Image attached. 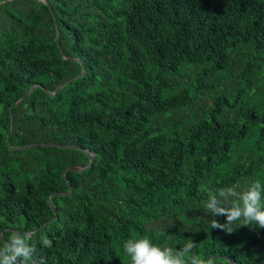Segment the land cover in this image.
Returning <instances> with one entry per match:
<instances>
[{
  "label": "trees",
  "instance_id": "trees-1",
  "mask_svg": "<svg viewBox=\"0 0 264 264\" xmlns=\"http://www.w3.org/2000/svg\"><path fill=\"white\" fill-rule=\"evenodd\" d=\"M48 1L0 0V240L28 233L34 264H130L141 237L264 264V229L203 210L264 184V0Z\"/></svg>",
  "mask_w": 264,
  "mask_h": 264
},
{
  "label": "clouds",
  "instance_id": "clouds-1",
  "mask_svg": "<svg viewBox=\"0 0 264 264\" xmlns=\"http://www.w3.org/2000/svg\"><path fill=\"white\" fill-rule=\"evenodd\" d=\"M203 210L209 219L210 229H219L231 234L237 223L241 227L255 225L264 229V184L254 180L248 184H236L205 192ZM225 217L221 223L217 217ZM27 233L13 232L6 240H0V264H34L36 245ZM44 248H51L52 241L41 237ZM130 264H215L213 258H201L194 252L197 243L187 240L182 247H160L149 238L128 239L123 244Z\"/></svg>",
  "mask_w": 264,
  "mask_h": 264
},
{
  "label": "water",
  "instance_id": "water-1",
  "mask_svg": "<svg viewBox=\"0 0 264 264\" xmlns=\"http://www.w3.org/2000/svg\"><path fill=\"white\" fill-rule=\"evenodd\" d=\"M45 3H47L50 7H51V4H50V2L48 1V0H43ZM56 16H55V14H54V18H55ZM58 37H59V40H60V35H59V30H58ZM60 48H61V51H63V49H62V46L60 45ZM83 72H84V70H83ZM82 72V73H83ZM36 86L37 85H34L33 87H32V89L28 92V93H26V95L24 96V97H22L21 99H19L18 101H16L15 103H14V105L13 106H11V110L13 109V107L14 106H17V105H19V104H21L22 102H24L31 94H32V92L35 90V88H36ZM62 86H60V87H58L57 89H56V92L61 88ZM56 92H54V93H56ZM12 120H13V116H12ZM39 144H44V145H46V144H49V143H34V144H28L27 146H33V145H39ZM51 145H57V146H59V147H73V148H79V146H77V145H75V144H68V143H62V144H51ZM93 161H94V156L92 155L91 156V158H90V163L86 166V167H90L92 164H93ZM76 169H80V167H78V166H75V165H72V166H70V167H68L64 172H63V176L64 177H66V174H65V172L66 171H68V170H76ZM70 192L69 193H71L72 192V186H71V183H70ZM56 193H54L53 195H55ZM64 194H67L66 192L64 193ZM53 195H51V196H53ZM51 196H49V199H50V197ZM55 211H56V209H55ZM45 225V224H44ZM41 227V226H40ZM40 227H38V229L40 228ZM28 234V233H27Z\"/></svg>",
  "mask_w": 264,
  "mask_h": 264
}]
</instances>
